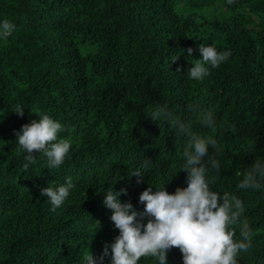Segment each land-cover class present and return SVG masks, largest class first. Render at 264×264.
Instances as JSON below:
<instances>
[{
  "label": "trees",
  "instance_id": "trees-1",
  "mask_svg": "<svg viewBox=\"0 0 264 264\" xmlns=\"http://www.w3.org/2000/svg\"><path fill=\"white\" fill-rule=\"evenodd\" d=\"M0 18L16 24L0 39V264H81L88 249L102 252L119 232L102 189L126 188L121 201L142 210L148 182L182 163L186 137L151 116L157 104L216 138L212 187L241 197L253 231L239 264L264 261V192L237 188L264 156V0H0ZM199 44L231 50L203 80L187 74ZM193 103L214 110L215 128L199 123ZM18 104L23 115L13 111ZM37 112L61 120L60 135L72 141L58 168L45 167L41 154L22 167L15 132ZM141 166L137 183L129 175ZM186 175L179 169L166 190L186 186ZM67 176L76 187L53 210L40 188ZM167 264H183L178 246Z\"/></svg>",
  "mask_w": 264,
  "mask_h": 264
},
{
  "label": "clouds",
  "instance_id": "clouds-1",
  "mask_svg": "<svg viewBox=\"0 0 264 264\" xmlns=\"http://www.w3.org/2000/svg\"><path fill=\"white\" fill-rule=\"evenodd\" d=\"M15 28L14 21L0 18V39L9 37ZM192 52L188 47L187 54ZM198 52L199 58L187 68L188 76L195 80H203L231 55L230 49L218 50L214 44H199ZM188 108L203 127L217 126L213 109L199 103ZM13 111L23 115V105L18 104ZM149 112L155 120L170 125L177 135L186 137L182 163L162 182H148L138 197L142 210L130 200L121 201L120 194L126 193V188L114 190L111 184L102 189V203L112 210L110 219L119 232L111 242H105L100 254L88 249L81 264H105V257H110L109 264H140L141 257H152L155 264H167V251L172 246L180 249L183 264H239L238 258L252 246L253 231L241 197L212 187L216 179L213 172H220V162L213 151L217 149L216 138L193 130L191 123L166 104H157ZM37 113L38 119L23 123L15 132L19 151L24 154L22 167L28 169L41 154L45 167L58 168L69 154L72 141L60 135L65 129L61 120L48 113ZM179 169L186 170V186L178 185L174 192H169L164 185ZM145 172L144 166L136 167L129 176L135 175L140 183ZM75 187L72 177L67 176L63 183L41 187L40 195L47 197L55 210ZM237 188L264 192V156L257 155L248 164Z\"/></svg>",
  "mask_w": 264,
  "mask_h": 264
}]
</instances>
